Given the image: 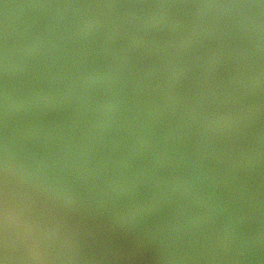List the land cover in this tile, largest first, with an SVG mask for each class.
I'll use <instances>...</instances> for the list:
<instances>
[{
	"label": "clouds",
	"instance_id": "clouds-1",
	"mask_svg": "<svg viewBox=\"0 0 264 264\" xmlns=\"http://www.w3.org/2000/svg\"><path fill=\"white\" fill-rule=\"evenodd\" d=\"M0 264H264V0H0Z\"/></svg>",
	"mask_w": 264,
	"mask_h": 264
}]
</instances>
